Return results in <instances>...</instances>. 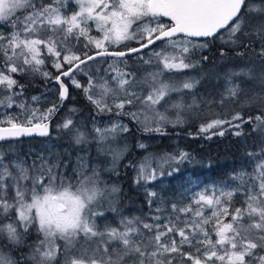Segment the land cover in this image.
Listing matches in <instances>:
<instances>
[{
    "label": "snow or ice",
    "instance_id": "1",
    "mask_svg": "<svg viewBox=\"0 0 264 264\" xmlns=\"http://www.w3.org/2000/svg\"><path fill=\"white\" fill-rule=\"evenodd\" d=\"M193 125L239 165L149 151ZM0 264H264V0H0Z\"/></svg>",
    "mask_w": 264,
    "mask_h": 264
},
{
    "label": "rangeland",
    "instance_id": "2",
    "mask_svg": "<svg viewBox=\"0 0 264 264\" xmlns=\"http://www.w3.org/2000/svg\"><path fill=\"white\" fill-rule=\"evenodd\" d=\"M128 46H134L133 44H129ZM123 50V48H121ZM212 55V53H208ZM78 79H83L78 77ZM44 88L43 84L37 79L36 86L33 87L29 85V92L30 94H38ZM77 95H82L78 89H73L71 96L74 99V103L70 102L71 99L66 102V106L64 111H67V108L76 106L81 110L80 119H84L87 117L88 113L92 111L91 106L87 103V106L84 105L82 108L77 103ZM55 100V96L51 93L48 95L47 102L44 103L43 107L49 106L51 102ZM55 125H53V128ZM188 131H195V125L191 127H185L184 129L176 128V129H169L170 135L163 138H156L152 141V145L149 149L151 152H163V151H174L177 148L185 149L191 152L196 160L200 161L201 163L193 164V165H185L184 166V175L191 176L193 178H199L201 181L208 182L215 179H219L223 176L224 173L231 171L233 167L239 165L242 159L243 154V147L242 141L240 138L235 136L226 135L224 137H213L212 140H205L196 138L193 139L187 136ZM56 132L53 131V141L54 143L60 144L61 150L67 147L66 142L56 141ZM45 138L35 137V138H24L23 139V149L27 150L29 147H36L40 148L42 142ZM237 149H241L240 153H236L235 155L233 152H236ZM231 153V154H230ZM232 157H229V155ZM137 153H133L132 158H136ZM216 161H225L228 165V171H217L212 172V169L217 167ZM211 163L212 167H208L207 165ZM222 164V163H221ZM224 165V164H223ZM171 179V178H169ZM167 183V181L165 182ZM173 184H178L179 181H172ZM124 184V191L127 195V199L124 201L125 204H128L130 210H134V207H138L140 205V197L137 196L135 189L131 186L130 181H123Z\"/></svg>",
    "mask_w": 264,
    "mask_h": 264
},
{
    "label": "trees",
    "instance_id": "3",
    "mask_svg": "<svg viewBox=\"0 0 264 264\" xmlns=\"http://www.w3.org/2000/svg\"><path fill=\"white\" fill-rule=\"evenodd\" d=\"M72 93V92H71ZM76 99H77V103L83 108L84 107V105L85 106H87V104H86V101H84V99H83V95H77V97H76ZM70 102H72V103H74V99L72 98L71 99V101ZM241 152V149H237L236 150V152H233V154L235 155L236 153H240ZM231 154V153H230ZM229 155V154H228ZM234 155H232V156H234ZM237 155V154H236ZM232 156H230L229 155V157H232ZM216 163L218 164L217 165V167L215 168V169H212V172H217V171H221V170H223V171H228V165L226 166V162L225 161H216ZM222 163V164H221ZM224 164V165H223Z\"/></svg>",
    "mask_w": 264,
    "mask_h": 264
}]
</instances>
